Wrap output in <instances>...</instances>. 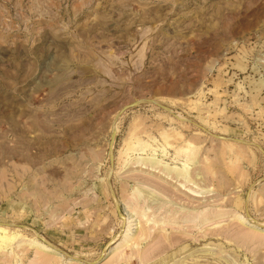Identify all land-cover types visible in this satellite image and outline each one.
I'll use <instances>...</instances> for the list:
<instances>
[{"label":"rangeland","instance_id":"1","mask_svg":"<svg viewBox=\"0 0 264 264\" xmlns=\"http://www.w3.org/2000/svg\"><path fill=\"white\" fill-rule=\"evenodd\" d=\"M0 264H264V0H0Z\"/></svg>","mask_w":264,"mask_h":264},{"label":"bare ground","instance_id":"2","mask_svg":"<svg viewBox=\"0 0 264 264\" xmlns=\"http://www.w3.org/2000/svg\"><path fill=\"white\" fill-rule=\"evenodd\" d=\"M151 164L155 163L153 160L150 161ZM253 224V223H252Z\"/></svg>","mask_w":264,"mask_h":264},{"label":"water","instance_id":"3","mask_svg":"<svg viewBox=\"0 0 264 264\" xmlns=\"http://www.w3.org/2000/svg\"><path fill=\"white\" fill-rule=\"evenodd\" d=\"M133 105V104H132Z\"/></svg>","mask_w":264,"mask_h":264}]
</instances>
